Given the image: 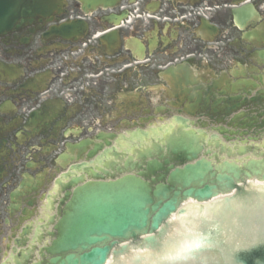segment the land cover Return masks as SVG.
<instances>
[{
	"label": "water",
	"instance_id": "95a60500",
	"mask_svg": "<svg viewBox=\"0 0 264 264\" xmlns=\"http://www.w3.org/2000/svg\"><path fill=\"white\" fill-rule=\"evenodd\" d=\"M80 1L88 12L109 0ZM63 6L64 0H0V35L58 20ZM245 13L241 20L249 17ZM68 25L54 26L51 33L86 28L82 20ZM257 88V83H237L219 93L221 100L205 101L217 124L244 129L227 136L228 128H214L227 142L237 140L235 135L257 142L248 132L264 126V119L259 121L264 91ZM201 133L179 132L178 142L167 138L123 166L107 159L97 170L64 174L59 217L52 214L49 220L52 239L38 247L42 236H37L14 257L15 264L21 259L24 264H264V152L242 147L238 153L249 150L258 157L234 159L218 135ZM96 138L110 145L113 136ZM89 142L76 148L85 151ZM214 144L219 151L211 149ZM103 148L95 142L89 157ZM110 149L108 156L120 158Z\"/></svg>",
	"mask_w": 264,
	"mask_h": 264
},
{
	"label": "flooded vegetation",
	"instance_id": "af4514ba",
	"mask_svg": "<svg viewBox=\"0 0 264 264\" xmlns=\"http://www.w3.org/2000/svg\"><path fill=\"white\" fill-rule=\"evenodd\" d=\"M243 9L251 18L241 29L234 12ZM78 17L87 20L85 46L65 33L53 39L47 27L0 37V237L13 226L11 216L31 212L12 195L20 187L46 195L49 178L75 159L61 157L79 138L121 133L128 119L141 124L132 116L144 108L118 102L122 87H174L163 70L188 62L213 70L215 88L222 72L251 70L264 46V0H116L89 14L78 0H66L60 24Z\"/></svg>",
	"mask_w": 264,
	"mask_h": 264
},
{
	"label": "rangeland",
	"instance_id": "374dc122",
	"mask_svg": "<svg viewBox=\"0 0 264 264\" xmlns=\"http://www.w3.org/2000/svg\"><path fill=\"white\" fill-rule=\"evenodd\" d=\"M193 68V72H194ZM206 71V70H204ZM195 72L196 71L195 69ZM121 92L117 93L116 98L118 100V102L122 103L125 102L126 104H129L131 102H133L136 105H140L142 108L145 107L143 104H147V94L148 90H144L143 92H140L138 90V88H130L127 85H125L124 87L121 88ZM164 86L162 85L159 88H154V92H164ZM150 91V90H149ZM167 95V93H166ZM167 99V98H165ZM165 113V111H160L159 116H157L156 120L154 123H152L151 126L147 127V125H145V127L149 130V128H151V132H148L149 138L147 140H143L138 144H135L134 146H132L129 149L126 148H120L119 150L122 151H128V154H132L133 151H143L146 150L147 148H152L153 144H162L166 141H162V139L165 138V140L168 138H173L174 136L178 135L179 132H183L186 129L185 125L188 123H191L192 120L188 115H180V116H174V117H169L167 114L163 115ZM180 119H182L181 121H184L186 123H182L180 121ZM124 122L127 125H131V122L129 120H124ZM181 127H185V129H181ZM156 128V129H155ZM142 127L140 129H135V127H130L127 128L124 131L123 135H130L132 134L134 131L137 130H141ZM157 133H159V135H157ZM127 158V157H124ZM1 247V246H0Z\"/></svg>",
	"mask_w": 264,
	"mask_h": 264
},
{
	"label": "bare ground",
	"instance_id": "6f19581e",
	"mask_svg": "<svg viewBox=\"0 0 264 264\" xmlns=\"http://www.w3.org/2000/svg\"><path fill=\"white\" fill-rule=\"evenodd\" d=\"M156 88H158V87H155V89ZM262 89H264V86L262 87ZM261 89V90H262ZM212 91L214 90V89H211ZM256 92V91H255ZM263 119H259V121H262ZM255 133H256V135L254 136V137H257L258 139H257V141L258 142H261V141H264V126H263V129L262 130H255ZM210 137V136H209ZM236 138L235 139H238V138H241V136H235ZM242 140V139H241ZM229 143V142H228ZM262 143V146L259 148V149H261L263 146H264V142H261ZM243 147V146H242ZM249 147H253V146H249ZM255 152L254 151H247L246 153H235V156H241V155H244V156H242L241 158H247V157H258V156H256L255 154H254ZM234 156V157H235ZM260 157V156H259ZM39 212H40V209H36L35 210V213H34V215H39Z\"/></svg>",
	"mask_w": 264,
	"mask_h": 264
},
{
	"label": "crops",
	"instance_id": "0c3cea01",
	"mask_svg": "<svg viewBox=\"0 0 264 264\" xmlns=\"http://www.w3.org/2000/svg\"><path fill=\"white\" fill-rule=\"evenodd\" d=\"M187 130H188V129H187ZM187 130H185V131H183V132H186ZM197 134H198V133H197ZM179 137H180V136H179V134H178V135L174 136L173 138H171V140L174 139V140L178 141V140H180ZM261 142H264V141H261ZM261 142H260V143H261ZM164 143H166V142H164ZM164 143H162L161 145H164ZM240 145H241V144H240ZM240 145H239V146H240ZM15 234L17 235V234H19V232L16 231ZM15 240H16V239H13V241H15ZM0 248H1V247H0Z\"/></svg>",
	"mask_w": 264,
	"mask_h": 264
}]
</instances>
